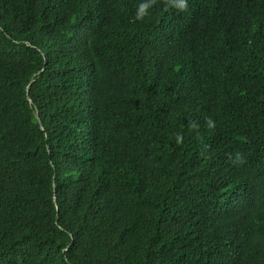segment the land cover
Here are the masks:
<instances>
[{
    "label": "trees",
    "instance_id": "obj_1",
    "mask_svg": "<svg viewBox=\"0 0 264 264\" xmlns=\"http://www.w3.org/2000/svg\"><path fill=\"white\" fill-rule=\"evenodd\" d=\"M0 264H264V0H0Z\"/></svg>",
    "mask_w": 264,
    "mask_h": 264
}]
</instances>
